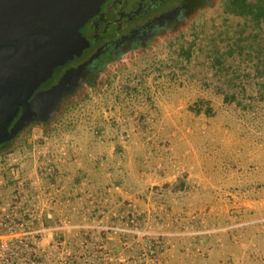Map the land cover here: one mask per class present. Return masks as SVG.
<instances>
[{"label": "rangeland", "instance_id": "rangeland-1", "mask_svg": "<svg viewBox=\"0 0 264 264\" xmlns=\"http://www.w3.org/2000/svg\"><path fill=\"white\" fill-rule=\"evenodd\" d=\"M220 1L112 53L1 149L58 172L26 263L264 264L262 76Z\"/></svg>", "mask_w": 264, "mask_h": 264}, {"label": "flooded vegetation", "instance_id": "flooded-vegetation-1", "mask_svg": "<svg viewBox=\"0 0 264 264\" xmlns=\"http://www.w3.org/2000/svg\"><path fill=\"white\" fill-rule=\"evenodd\" d=\"M189 1L103 0L97 12L78 29L87 44L79 54L72 53L63 62L53 65L50 72L29 91L26 100L18 104L9 122L11 127L16 125V128L8 139L0 141V150L12 142V137L30 118H45L54 100L67 96L88 70L103 63L112 53L140 43L155 29L169 25L191 8ZM67 40L70 42L71 36L65 33L58 43ZM24 45L27 46L28 42ZM26 57L25 62L28 61V53ZM7 61V81L13 83L33 73V68L19 66L23 63Z\"/></svg>", "mask_w": 264, "mask_h": 264}, {"label": "water", "instance_id": "water-1", "mask_svg": "<svg viewBox=\"0 0 264 264\" xmlns=\"http://www.w3.org/2000/svg\"><path fill=\"white\" fill-rule=\"evenodd\" d=\"M102 1L0 0V141L13 133L16 125L11 127L9 122L35 84L53 65L72 53L79 54L87 44L78 29L97 12ZM65 33L70 34L71 41L58 43ZM7 60L23 63L19 66L33 68V73L13 83L7 81Z\"/></svg>", "mask_w": 264, "mask_h": 264}, {"label": "built area", "instance_id": "built-area-1", "mask_svg": "<svg viewBox=\"0 0 264 264\" xmlns=\"http://www.w3.org/2000/svg\"><path fill=\"white\" fill-rule=\"evenodd\" d=\"M12 151L0 150V264H28L24 260L40 256L38 243L46 238L44 219L52 215L60 185L54 165Z\"/></svg>", "mask_w": 264, "mask_h": 264}, {"label": "trees", "instance_id": "trees-1", "mask_svg": "<svg viewBox=\"0 0 264 264\" xmlns=\"http://www.w3.org/2000/svg\"><path fill=\"white\" fill-rule=\"evenodd\" d=\"M201 1L203 0H190L188 6L192 7ZM220 8L222 18L228 16H235L238 18L239 29L235 32L237 38L234 40V45H236L239 53L245 50L248 55L249 53H253L256 61L254 75L262 76L259 83L264 88V0H221ZM248 28H250L249 32L245 33ZM192 45L193 43L190 48ZM248 48H250L252 52H249L250 50H247ZM232 51L233 48L231 47L228 53L231 54ZM185 55L189 58L190 51H187ZM215 61L221 64L219 58ZM97 66L98 65L95 67ZM228 84L230 85V82H228ZM221 90L225 91L224 88H221ZM224 97L225 99L237 100L234 94L227 92L224 94ZM237 101L239 102V100Z\"/></svg>", "mask_w": 264, "mask_h": 264}]
</instances>
